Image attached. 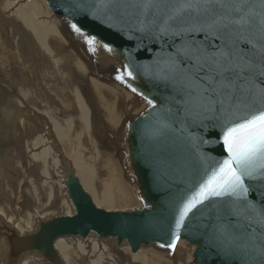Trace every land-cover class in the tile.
I'll return each mask as SVG.
<instances>
[{
    "label": "water",
    "instance_id": "water-1",
    "mask_svg": "<svg viewBox=\"0 0 264 264\" xmlns=\"http://www.w3.org/2000/svg\"><path fill=\"white\" fill-rule=\"evenodd\" d=\"M166 27L109 0H0V264H264V227L227 198L175 226L227 153L170 79L185 41L219 33Z\"/></svg>",
    "mask_w": 264,
    "mask_h": 264
},
{
    "label": "snow or ice",
    "instance_id": "snow-or-ice-1",
    "mask_svg": "<svg viewBox=\"0 0 264 264\" xmlns=\"http://www.w3.org/2000/svg\"><path fill=\"white\" fill-rule=\"evenodd\" d=\"M109 4L154 19L163 15L164 30L176 36L219 33L220 44L204 47L193 39L185 41L171 64L177 114L217 121L227 153L205 170L192 194L177 206L175 226L181 228L189 213L206 201L227 198L229 211L238 205L235 211L264 227V205L257 207L247 199L245 183L246 178L264 180V0H109ZM73 28L79 31L76 25ZM258 251L264 253V248Z\"/></svg>",
    "mask_w": 264,
    "mask_h": 264
}]
</instances>
